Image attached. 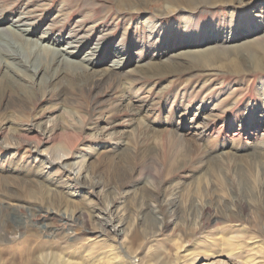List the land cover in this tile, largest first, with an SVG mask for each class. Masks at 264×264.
I'll return each mask as SVG.
<instances>
[{"label":"rangeland","instance_id":"rangeland-1","mask_svg":"<svg viewBox=\"0 0 264 264\" xmlns=\"http://www.w3.org/2000/svg\"><path fill=\"white\" fill-rule=\"evenodd\" d=\"M66 1L76 13L62 34L53 36L58 41L56 47L74 52L71 59L77 63L92 58L93 72L115 69L121 63L116 71L126 82L136 79L135 72L144 71L145 78L130 84L140 92L137 106L144 110L135 118L134 112L118 107L119 101L108 94L110 83L89 91L77 82L76 66L68 67L69 77L78 86L70 89L61 88L58 80L43 85L40 71L33 74L28 65L27 69L16 67L19 75L5 72L0 65V264H39L38 255L49 250L71 256L75 262L108 264L103 263V248L89 251L86 240L96 235L85 231L87 226L76 220V213L86 216L88 226L99 218L107 221L108 195L119 198L125 193L120 215L111 218L129 221L133 238L129 247L138 248L144 264L219 260L232 264L234 247L209 244L212 240L226 242L229 235L219 237L218 232L222 229L225 233L234 224L244 228L245 239L254 238L262 244V249L249 253L242 246L239 260L244 263L252 254L255 261L264 264V53L236 46L264 32V0ZM2 3L16 16L25 13L21 1L0 0V6ZM64 3L58 0L56 11L37 14L40 20L34 23L33 39L50 28L55 16L56 27H61L57 10ZM86 3L100 10V17L81 23L82 16L92 14L82 10ZM79 25L72 44H66V33ZM10 26L7 19L1 28ZM105 30L112 33L108 39L101 37ZM0 37L4 47L24 53L5 33ZM99 40L105 49L103 55L95 53ZM214 45L222 52L217 51L209 71L165 63L176 53ZM73 46H80V51ZM45 56L49 55L43 52L36 62L40 70L52 67ZM127 101L122 99L121 104L125 106ZM49 119L57 121L61 133L55 131L47 140L48 132L40 131L49 130L43 125ZM135 121L149 122L152 127L144 130ZM192 123L206 128L194 129ZM69 125L74 130L68 129ZM176 127L181 128L178 134L186 141L180 143L167 134L163 142L156 137L157 133L171 134ZM104 128L108 136L97 137ZM14 131L31 141L13 138ZM125 133H129L126 138ZM60 135L68 136L65 145L57 143L55 138ZM36 149L69 154L68 164L85 161L99 187H81L86 184L81 176L73 182V175L49 165ZM49 190L56 192L55 197ZM165 201L173 203L168 214L172 224L163 232L160 206ZM139 204L145 205L143 209ZM43 208H54L57 213ZM212 217L217 219L210 221ZM235 217L238 220L233 222Z\"/></svg>","mask_w":264,"mask_h":264},{"label":"bare ground","instance_id":"bare-ground-1","mask_svg":"<svg viewBox=\"0 0 264 264\" xmlns=\"http://www.w3.org/2000/svg\"><path fill=\"white\" fill-rule=\"evenodd\" d=\"M15 1L16 2H19V1L23 2V7H24L25 13H21V14L16 16V15L12 14L11 11H8L5 4L2 3V5L0 6V9H1L0 13L3 11L4 15L3 16L0 15V33H5L7 35V37L12 42H14V45H17L19 48L21 47L24 50L23 51L24 53L18 54L11 47H9V48H6L7 46L4 47L2 45L3 44L2 39L0 37V65L2 64L4 66L5 72H13V73L19 75L18 72H16V71L20 70V69H18L16 67L21 68L23 66L26 69L28 67V68H31V70L33 71V74L40 71L43 85H46L49 81L58 80L59 84L61 85V88L68 87L70 89H75L77 86V82L78 83L82 82V84H84V87L88 88L89 91L90 90L92 91V89H96V90L102 89L105 85H108L110 83V85H112V88L110 89V92L108 94H110V97L115 98V100L119 101L118 107L122 106L127 111H129L130 113L134 112L133 114H135V116L137 115L135 118L140 117V116H138V113H141L144 110L143 106H137V103H138L137 98L139 97L140 92L138 90L134 91L133 88L131 87V85H132L131 83L138 81L142 78H145L146 76H145L144 71L143 72L139 71L138 73L135 72L136 75L134 73V77L136 79H133L131 81L126 82V78L124 76H122L121 74H119L120 72L118 73L116 71V68H118V66L120 68L121 63H118L116 65L115 69L103 70V71H98V72L94 71L93 72L92 58H90V57L84 58L82 64L79 62L77 63L71 59L72 57H75L74 52H68L66 50L67 48L65 50L60 51L59 50L60 48L58 49L56 47V43H58V41L57 40H56L57 42L54 41L55 39H53V36L56 34V32L58 34H62V32L66 28V25H68L71 22L74 14L76 13V12L72 11V8H74V7L71 6V3H69V1L65 0L64 5H61L59 7V9L57 10V12H58L57 23L62 22V23H60L61 27L60 28H58V26L56 27V16H55V20L54 21L51 20L49 23L51 25L50 28L49 29L45 28V30L36 39H33L35 36V29H36V26L34 23H35V21L40 20L38 18L37 14L46 15L52 11H56L55 10L56 2L58 0H15ZM124 1L125 0H115V3L119 2L121 4ZM82 10L87 11V12H91L92 14H91V16H86V15L82 16L81 23L84 21H87V20H95L100 15V12H99L100 10H97L96 8L93 9V7H91L88 3H86L85 9H82ZM82 10H79V12ZM26 12H28L30 14V16H25ZM5 14H7V15L5 16ZM7 19L10 22L11 26L9 28H1ZM79 27H80V25L77 28H75L74 30L66 33V37H67L66 38L67 41H65L66 44H68V45L72 44L71 40L73 39V37H72L73 33L75 32V30H79ZM56 28H57V30H56ZM111 34L112 33L110 30H105V33H103L101 37H107V39H108V36H110ZM107 39H103L104 43L107 41ZM84 41H85V39H84ZM43 43L52 44L53 47L48 46V45H43ZM101 43L102 42H100V40H99L98 45L96 44L97 46L95 47V50H96L95 53H99L100 55H103L105 49L103 46H101ZM54 45H55V47H54ZM60 45H61V43H60ZM118 45H120V43H118ZM236 46L239 49L242 47L241 48L242 50H245L243 47H254L255 48L254 50L256 52L264 53V32L263 31L257 32L253 37L246 38L244 41H242L240 44H237ZM218 47L220 48L219 45H214V47H210V48L205 49V50L197 49V50H194L191 52L186 51V52L176 53V54L172 55L171 57H168L165 60L166 61L165 63H167L169 65L174 64L176 67L178 65L183 64L185 67L186 66H193L194 68L198 67L200 69L203 68V69L209 71L213 68L212 65H213V63L217 57V54H216L217 51L221 50V48L218 49ZM223 48H227V46H223ZM73 49L77 50V52H79L80 46H77V47L73 46ZM43 52H45V54L49 55V56H45V58H48L51 60L50 63H52V67L50 69H48V67H47L46 69L40 70V64L36 63L37 60L42 56ZM221 52H222V50H221ZM248 55H251V52H248ZM173 59L177 60V61L175 62V61H173ZM183 60H185V61L182 63L181 61H183ZM25 66H27V67H25ZM69 66H76L77 67L78 73L75 74V76L77 78L76 83H74L73 77H69V71H68ZM154 67H156V66H152V68H154ZM139 68H141L140 70L144 69V67L143 68L139 67ZM167 69H169V68H167ZM23 71H24V69H23ZM90 71H92V72H90ZM57 72H59V73L57 74ZM149 72H150V70H149ZM64 73L66 74V76H64ZM151 73H153V72L151 71ZM162 74H164V73H162ZM30 77L32 79L33 76H30ZM59 78H61V81L59 80ZM75 81H76V79H75ZM173 97H175V96L173 95L172 98ZM125 98L128 101L125 103V106H123L121 104V101H122V99L125 100ZM1 100H2V93H0V101ZM92 110L95 112L96 107L93 106ZM262 116H264V114H262ZM136 121H135V124L137 126L141 125L144 130H150V128L152 127V125L149 122L145 123V121H144V122H142V124H138ZM202 124H204V123H202ZM43 125H44V129H47V130L49 129L48 131H40L43 133L48 132L47 140L49 138H51L52 134L55 131H56V133H61L60 132L61 126H58L57 121H55L54 119H52V120L49 119L46 122V124L44 123ZM190 127H194V129L206 128V126H202L200 123L196 124V125L192 123V125ZM74 128L75 127L73 125L68 126V129H70V130H74ZM180 130H181V128L176 127L175 129H173V133H171V134H170V132H164L161 134L157 133L156 137H158V140L163 142V139L165 137L164 135L167 134V136L171 135L172 137H175L179 141H181L180 143H182V141H184L185 138L183 139V136L181 137L178 134L180 132ZM62 133L68 134V132H65V131ZM106 133H107V129H105V128L101 129L97 133V137H104V136L107 137L108 134H106ZM127 134H129V133H125V138L128 136ZM234 135H233V137H234ZM14 136H19L18 138L21 137L24 142H30L31 141V140H29V138L27 136H20V134L17 131H14L12 133L13 138H14ZM196 137H197V135H196ZM55 139H56L58 144H64V143H66L65 141H66V139H68V136L60 135L59 137H56ZM35 152L38 155H40L44 159V161L47 162L49 165H51V166L55 165V166L62 168L67 173V176L73 175V178H72L73 182L77 183L78 179H80V176H81V179L83 180V182L86 183V184H82L81 187L86 188L88 190H90L92 187H95V186L99 187V185H97L98 179L96 180V177L94 175L90 174V165H88V163H85V161L81 160V161L76 162V163H71V164L69 163L68 164L67 160L69 158V154H63L58 149H56V151H52V152H49V151L48 152H44V151L39 152L38 149H36ZM68 152L69 151H67V153ZM153 164H155V163H153ZM96 174H99V173L96 172ZM91 176L94 177V180H93V178H91ZM32 182H34V181H32ZM32 182L30 181V183H32ZM34 184L35 185H33V186L37 185V187H42L39 184V182L37 183V181L34 182ZM52 185H54V184H52ZM173 188H175V187H173ZM49 191H50V195L55 197L54 193H56V192L51 191V190H49ZM126 194L127 193L120 195L121 197H119V198L111 197L108 195L109 202L105 205L108 216H109V219L107 221H102L101 218H99L95 221V223L88 226L87 225L88 221H86V216L82 212L76 213V214H78V216L76 215L77 217L75 216L76 220L80 221L83 226H85V227L87 226L85 231L89 234L96 235L95 239L86 240V244L89 245L88 246L89 251L94 250L97 247L103 248V250H104L103 253L105 255L103 258V263L108 262V264H135L133 262L134 258L138 257V248L131 249V247H129L130 241L133 242V238L131 237V231H129V221H126L125 218H121L120 216L119 217L121 219L116 220V222L114 219L111 218L112 216L116 217V216L120 215V213H121L120 204L122 202V199L124 198V195H126ZM169 201L163 202L162 206H160V210H161V213L163 216V217H161L160 226L162 227L163 232L169 230L170 226L172 224V220L168 219V214H170L169 212L171 210V207L173 206V203H171ZM144 206L145 205L141 204L140 208L143 209ZM43 211H45L47 213H52L53 215H56V213H57L54 208H43ZM215 219H217V218L212 217L210 219V221L215 220ZM239 219H240V217H239ZM232 220H233V222H236L238 219H236V217H235V218H232ZM232 220L230 219V221H232ZM204 224H206V223H204ZM238 224H240V222ZM242 228H241V226L239 228V226H237V224L236 225L234 224V227L228 228L227 232H225V233H224L225 230L223 231L222 229H220L221 231L218 232V235H220L219 237H226L227 235H229V238L226 239V242L220 241V240H212L209 245H213L215 243L216 244L221 243V245H223V246L225 245L227 247H234V250L236 252L233 251L235 253L230 255L231 260L235 261L232 264H262V262H259L261 260H258V258L256 260H258L259 263L257 261H255V258H252V254L247 255L248 258L246 261H244V263H242L239 260L241 255L243 254L242 246H243V248L245 247V248L249 249L248 253L250 251H255V249L256 250L262 249V244H258V242L253 241L254 238H248L247 237L245 239L243 237L242 234L246 235V232H244L243 231L244 228L243 229ZM112 229H113V231L111 232ZM236 229H239V230H236ZM249 237H251V236H249ZM84 244H85V242H84ZM254 244L257 245V248L252 246ZM258 247H260V248H258ZM229 251L232 252V249H229ZM48 252L49 253H40L38 255L39 264H40V262H41V264H84L82 262H75L71 256L65 257L63 253H52V250L51 251L49 250ZM192 256L190 257L191 260L193 259ZM87 258H89V257H85V259H87ZM138 260L139 261L137 264H144L143 260L140 259V257H138ZM203 264H227V263H223V261L219 260L218 262L212 261L210 263H203Z\"/></svg>","mask_w":264,"mask_h":264}]
</instances>
